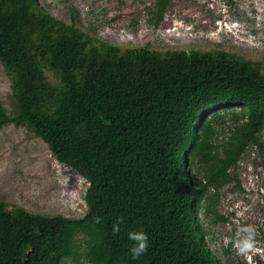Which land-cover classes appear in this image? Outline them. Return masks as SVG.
<instances>
[{
	"label": "trees",
	"instance_id": "16d2710c",
	"mask_svg": "<svg viewBox=\"0 0 264 264\" xmlns=\"http://www.w3.org/2000/svg\"><path fill=\"white\" fill-rule=\"evenodd\" d=\"M167 2L157 0L159 18ZM0 64L14 101L11 117L0 104V128L26 127L88 184L76 220L0 201V264H219L197 234V211L215 201L209 187L235 180L229 171L248 147L262 148L260 62L110 44L36 0H0ZM238 107L216 143L219 112ZM133 232L148 236L135 258Z\"/></svg>",
	"mask_w": 264,
	"mask_h": 264
},
{
	"label": "rangeland",
	"instance_id": "374dc122",
	"mask_svg": "<svg viewBox=\"0 0 264 264\" xmlns=\"http://www.w3.org/2000/svg\"><path fill=\"white\" fill-rule=\"evenodd\" d=\"M36 2L55 19L110 44L149 46L155 51L217 50L264 66V0H168L160 18L157 0ZM10 85L0 64V104L11 117ZM231 112L240 117L242 109L219 112L218 144L227 141L236 124ZM260 142L261 149L248 147L229 171L235 180L208 188L209 199L215 201L209 200V206L202 202L197 211L202 230L197 229V234L202 238L203 233L206 247L219 264H264V130ZM193 173L205 181L203 165H197ZM87 188L26 127L0 128V201L31 214L76 220L86 213ZM79 251H84L83 244ZM62 264L75 263L66 259Z\"/></svg>",
	"mask_w": 264,
	"mask_h": 264
},
{
	"label": "clouds",
	"instance_id": "9594fccd",
	"mask_svg": "<svg viewBox=\"0 0 264 264\" xmlns=\"http://www.w3.org/2000/svg\"><path fill=\"white\" fill-rule=\"evenodd\" d=\"M129 239L133 241V246L130 248L133 257H139L148 248V236L143 232L129 233Z\"/></svg>",
	"mask_w": 264,
	"mask_h": 264
}]
</instances>
